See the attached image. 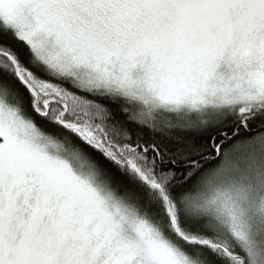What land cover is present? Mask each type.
Instances as JSON below:
<instances>
[{"label":"snow or ice","instance_id":"6c2138e0","mask_svg":"<svg viewBox=\"0 0 264 264\" xmlns=\"http://www.w3.org/2000/svg\"><path fill=\"white\" fill-rule=\"evenodd\" d=\"M0 264H264V0H0Z\"/></svg>","mask_w":264,"mask_h":264}]
</instances>
